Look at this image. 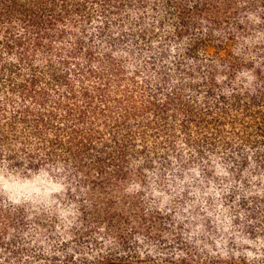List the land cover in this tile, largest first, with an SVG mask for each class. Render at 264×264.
Wrapping results in <instances>:
<instances>
[{"label": "trees", "instance_id": "obj_1", "mask_svg": "<svg viewBox=\"0 0 264 264\" xmlns=\"http://www.w3.org/2000/svg\"><path fill=\"white\" fill-rule=\"evenodd\" d=\"M262 33L264 0H0V170L61 187L52 215L0 195V264L152 258L195 193L237 235L182 264H264Z\"/></svg>", "mask_w": 264, "mask_h": 264}, {"label": "rangeland", "instance_id": "obj_2", "mask_svg": "<svg viewBox=\"0 0 264 264\" xmlns=\"http://www.w3.org/2000/svg\"><path fill=\"white\" fill-rule=\"evenodd\" d=\"M236 50L238 53L246 52L248 57H264V33L257 34L256 38L251 41L242 40L238 43ZM184 188L187 189V178ZM60 191L61 187L57 181L46 174L22 177L15 173L0 170V195L12 200L14 203L28 205L32 209V212L29 213H47L50 215L56 213L52 209V204H57L58 201L53 198H56ZM207 203L213 206L212 213L214 212L215 218L221 221L223 218L221 210L216 208L218 202H211L204 194L195 193V196L183 199V202L176 207V213H169L173 223L172 230L167 235L169 241L167 244L154 245L150 249L152 258L143 255L144 258L140 262L116 261L113 264H182V260L187 259V247L196 246L201 251L200 253L204 255L210 249L206 245L208 241L217 243V247L222 251L230 250L232 248L230 238L236 236L237 232L231 227H228L225 232H209L206 230L203 226V219L205 215L211 213L206 208L209 206ZM58 214L65 218L72 215V213L61 212ZM225 214L227 215V213ZM64 220L62 225L69 223V219ZM65 227H68V225ZM30 233L31 236L39 237L40 245L44 250H54L55 240L40 235L35 228H32ZM86 251H89V253H85V256L92 257V253H94L92 249Z\"/></svg>", "mask_w": 264, "mask_h": 264}]
</instances>
